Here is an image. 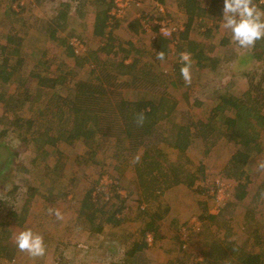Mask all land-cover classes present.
Returning a JSON list of instances; mask_svg holds the SVG:
<instances>
[{
	"label": "rangeland",
	"instance_id": "1",
	"mask_svg": "<svg viewBox=\"0 0 264 264\" xmlns=\"http://www.w3.org/2000/svg\"><path fill=\"white\" fill-rule=\"evenodd\" d=\"M45 1H42L41 6H34L39 9L38 16L44 15V18L45 16H56L59 12L56 6L59 5L53 6L52 2ZM202 1L208 5L212 0ZM214 1H216L217 11L222 13L223 0ZM6 4L8 6V0H0V43L8 32L12 34L16 32L23 39V42L19 51L14 50V44L9 45L6 50L13 65H18V59H22V62L18 72L11 81L3 86V90L8 96L13 94L17 84L30 88L36 98L26 102L24 107L19 110V114L33 118L38 124L44 123V125L50 126L51 133L58 134L57 128L64 127L57 120L58 111L62 108L67 114L69 89L80 76L86 75L89 67L84 66L82 68V66L76 65L74 59L68 56L66 47L59 42L48 39L44 31L38 30L37 34L28 36V32L24 30L21 24L25 19L35 15L30 14V10L34 7L25 6L26 9L24 8L23 13L15 15L11 10H8ZM255 4L264 9V0ZM71 5L73 8L72 19L60 29L58 34L60 39L66 37L68 39L71 36V31L77 30L78 27V21L75 20V12L78 10V6L74 2H71ZM143 13L150 14L152 17H167L174 24H180L184 28L186 26V14L177 5L176 0H165V2L139 0V5L128 6L123 15L135 14L136 16ZM220 13L197 18L191 24L190 38L203 46L205 55L215 57L217 61L213 62L207 59L201 60V62L194 61L190 68L192 74L190 84H185L178 71L171 72L174 62L179 60L172 43V51L165 61L158 63L154 59L150 60L155 65L154 72L156 71L155 67L160 68L163 72H171L172 82L167 91L171 92L172 97L177 101L180 113L191 118V120L205 118L215 104L216 95L223 92L225 88L230 86L231 92L239 95L247 89L246 80L237 72L232 74V71H236L233 56L237 52L246 50V48H240L233 43L231 34L222 27V14ZM141 36H144V41L147 40V45L149 44L148 48L141 50L143 56L152 57L153 48L150 34L142 33ZM32 72L50 77H61V82L55 88L57 95L49 99L53 92L52 89L42 88L38 90L37 79ZM64 78L66 80L62 83ZM128 89L127 96L137 97L143 92V87L134 85ZM4 100L0 101L2 109ZM39 109L40 114L37 112ZM6 113V116L11 119L12 110ZM226 114L224 119L215 120L214 125L217 129L207 141H203L199 137L194 138L187 152L191 164H187L186 167L194 170L200 164L204 169V173L198 175L194 185L189 187L183 183L177 184L162 193H158L155 195L156 197L142 196L138 191L136 163L132 162L136 155L128 157L123 154L121 156L113 155L111 142L101 140L98 146H95L96 154L91 160L86 157V146L77 138L72 141L59 140L56 146L51 149V155L46 161L39 159L32 162L31 158H33L34 153L31 150V143L27 146H21L19 148L21 153L20 164L28 170L12 172L14 174L13 182L20 186L15 197H10L6 201L0 197V202L4 203V205L0 203V242L6 245L14 244L16 247V234L22 229L31 228L34 232L43 235L47 249L44 257L34 259L29 257L27 253L20 252L16 247L12 259L0 256V264H109L107 261L102 263L97 258L91 257L93 250L99 254V258L107 257L103 246H97L96 243L88 247L87 242L82 241L77 246L78 250L76 248H72L71 251L66 249L65 254L63 251L53 248L62 241L61 238H64V228H66L68 221L67 223L63 222L70 217V214L74 217V214L79 213L82 218L78 217L82 222L84 218L88 219L90 209L108 210L118 204L123 205L124 218L131 217L125 221V229L139 235L141 228L148 222L149 215H153L158 206L168 205L171 207V213L168 212L165 219H160L157 222V238H154L155 241L151 246L146 245L150 264H205L203 254L210 243L213 239L218 240L223 237L226 241H221V243L225 246V243L228 242V250L235 248L258 252L262 248L255 245L254 240L249 235L250 230L244 223V213L248 207L256 210L254 219L251 221V227L256 228L261 233L264 252V195L259 201L256 200L259 185L264 181V169L259 168V165L264 163V145L261 152H251L250 154V161L246 166L247 195L242 201H237L235 191L238 180L227 178L222 172L226 161L235 151V145L225 137L227 125L229 122L231 123L233 114L229 111ZM179 119L175 117L176 121ZM189 120L186 118V121L183 122H189ZM10 138L11 142L19 143L17 136L12 135ZM262 139H264V131ZM1 152H4L2 148H0ZM166 152L169 154L170 160H176V152L170 148H166ZM138 155H141V151L138 152ZM56 160L60 161L58 163L62 167L60 175L69 183L70 192L67 196L70 197L48 194L41 189L27 201L26 199L29 198L27 188L29 186H41L39 178L42 176L48 178L49 169L47 166L52 167ZM218 179L227 189L221 193L225 196L224 201L217 203L213 193L215 181ZM45 183L44 187L48 185L46 179ZM91 188H94L92 194H95L90 202L92 206L89 205L91 207L87 208L90 209L87 212L82 211L81 214L79 208H81L83 199ZM97 190L99 191L96 193ZM141 207L145 208L142 209ZM49 208L65 212V219L61 217L63 221H60L55 215L49 214ZM210 208H216L220 212L219 218L214 223L207 219L200 220L197 217L204 215V211ZM13 211L16 214L15 217L11 214ZM172 216L177 220H171ZM191 219L196 220L195 223L197 222L199 225L198 230L191 227ZM225 224L229 226L227 231ZM81 226L82 224L79 227ZM216 227L219 228L218 231H216ZM46 228L47 231H45ZM50 231L54 232L52 239L57 242L56 244L53 240L50 243L46 242L45 232ZM107 238L108 236L103 235L98 237V241L104 242L109 240ZM120 240L122 241V238ZM71 255L74 256V260L70 259Z\"/></svg>",
	"mask_w": 264,
	"mask_h": 264
},
{
	"label": "trees",
	"instance_id": "2",
	"mask_svg": "<svg viewBox=\"0 0 264 264\" xmlns=\"http://www.w3.org/2000/svg\"><path fill=\"white\" fill-rule=\"evenodd\" d=\"M14 1L16 0H12V2ZM99 1L104 8L97 14L95 32L101 34L106 27L107 11L110 10L113 2ZM159 1L165 2V0ZM176 1L187 17L186 26L178 34L177 43L174 45L178 57L181 52L186 51L191 54V65L194 64V61L201 62L204 59L216 62L217 58L205 55L203 46L189 36L194 20L220 13L216 9V1L212 0L208 5L202 0ZM259 1L254 0V3ZM7 8L15 15L21 13L24 8L26 9L25 6H7ZM22 42L23 39L16 32L14 34L8 32L0 43V87L2 88L0 101L6 98L3 109L0 107V148L4 151L0 153V195H2L0 197H3L4 201L10 197H15L20 188L18 183L13 182L14 174L12 172L28 170L20 164L21 153L19 148L21 146H27L31 143V150L34 153L33 158H31L32 162L39 159L46 161L51 155V149L56 146L59 140L72 141L75 138L81 140L86 146V157H89L90 160L94 158L95 146H98L101 140L111 142V150L116 156L122 154L127 157L134 156L141 151L140 162L135 164V172L138 191L142 196L153 197L181 183L192 187L198 175L204 173V169L200 164L194 170L186 167L187 164H191L187 152L194 138L199 137L203 141H207L215 133L217 129L214 125L215 120L224 119L227 111L233 114V119L227 125L225 137L235 145V151L226 161L222 172L227 178L238 180L235 191L236 200L242 201L246 197V166L250 161V154L251 152H261L264 145V139H262L264 131V39L258 40L255 46L237 52L233 56L236 71H232V74L237 72L246 80L247 89L245 92L239 95L232 93L230 86L225 88L223 92L216 95L215 104L205 118L191 120V118L181 114L177 101L174 100L171 92L167 91L172 82L171 72L178 71L180 73L181 64L179 60L174 62L171 72H163L158 67H155L156 71L154 72V67L150 63L144 62L139 69L141 59L136 57L128 64L121 61L117 65V74L119 76L129 75L128 80L117 82L118 75L103 72H101L100 77H95V79L76 80L67 95V114L62 108L58 111L57 120L64 126L57 128L58 134H52L50 126L44 125V123L38 124L33 118L19 114V110L24 107L26 102L36 98L30 88L17 84L13 94L8 96L3 90V86L11 81L18 72L22 62V59H18V65H13L6 50L9 45L14 44V50L19 51ZM170 45L169 39L159 37L152 44V58L161 63L162 61L156 59V51L163 50L167 58ZM147 67L149 71H147ZM32 74L37 79L38 90L42 88L52 89L53 92L49 99L57 95L55 88L61 82V77H50L37 72H32ZM65 80L66 78L63 79L62 83ZM229 84L231 85L230 82ZM132 85L143 87V92L137 97L127 96L126 92H129L128 88ZM10 110H12L11 119L6 116V112ZM37 112L39 113L40 109ZM139 113L144 114L143 124L136 123V117ZM175 117L180 119L176 121ZM186 118L190 119L189 122H183L186 121ZM12 135L18 137V144L10 141ZM166 148L176 152V160L169 159ZM58 162L60 161L56 160L52 167L47 166L49 169L48 178L45 176L39 178L41 186H29L27 188L29 197L26 199L27 201L41 189L48 194L67 196L70 192L69 183L60 175L62 167ZM45 179L48 181L46 187H44ZM93 189L91 188L84 198L86 207L92 206L90 202L94 196L92 194ZM263 194L264 181L256 193V200L259 201ZM105 203L107 204V202ZM2 204L4 205V203ZM122 210H124L123 205L118 204L111 209H101L100 211L105 214L106 221L119 225V218L116 217V213ZM255 211V208H246L244 223L246 227L248 226L249 235L254 240L255 245L263 249L261 233L256 228L251 227ZM168 212V205L158 206L153 215H149V221L141 228L142 235H137L139 241L133 242V246L127 254L124 252L125 259L122 258L119 262L111 261V264H137L136 255L139 252L141 255L143 247H146L145 232L152 231L156 239L157 222L160 219H165ZM11 214L16 216L14 211ZM197 217L200 220L207 219L214 223L219 215L207 214L206 209L204 215ZM224 226L227 231L229 226L226 224ZM216 228L218 231L219 228ZM121 238L118 236L121 243L117 245V250L122 248ZM221 239H213L204 252L203 262L205 264H264L262 249H259L258 252L235 248L228 250V242L224 246L221 241H226V239L224 237ZM15 251L14 244L6 245L0 242V256L12 259ZM102 259H106V257H102Z\"/></svg>",
	"mask_w": 264,
	"mask_h": 264
},
{
	"label": "crops",
	"instance_id": "3",
	"mask_svg": "<svg viewBox=\"0 0 264 264\" xmlns=\"http://www.w3.org/2000/svg\"><path fill=\"white\" fill-rule=\"evenodd\" d=\"M42 1L46 2L45 0H32L28 1L25 4H17V6H41V4L43 3ZM137 1L139 0H131L129 6L136 5L135 3ZM48 2H52L53 6L59 5L56 6L59 9V12H57L56 16H45V18L44 15H42V17L38 16L39 9L37 7H34L30 10V14L35 15L25 19V21L22 22L21 25L23 26L24 30L28 32V36L37 34L36 32L38 30L44 31L48 39L59 42L66 47L68 56L74 59L76 65L82 66V68H84V66H88L89 70L87 71L86 75L83 77L80 76L78 80H86L87 78L95 79V77H100L101 72L105 74L109 73L110 75H118L116 79L117 82L128 80L130 78L129 75L119 76V74H117V65L121 61H123L124 64H128L132 61L133 58L136 57L141 59V65L139 66V69L143 66L142 64L144 62L148 64L150 63L153 67L155 66L150 61L151 59L153 60L152 57L147 58V56L144 57L142 54L141 50L143 48H148L149 44L147 45V40L144 41V36H141V34L144 32L141 29V20L137 15L135 16V14H126V16L123 15L122 17L111 16V11L113 9L112 4L110 10L107 11L108 17L105 21L106 27L101 34H98L95 32L97 14L100 13V11L104 8V6L100 5L99 0H48ZM71 2L76 3L78 6V10L75 12V20L78 21V27L77 30H70L71 36L69 38L75 37L79 38L82 41L84 50L80 54L75 53L74 48L68 44L69 38L67 39L66 37L60 39L58 36L60 29L65 27L68 24L69 20L72 19L73 8ZM107 2H113V0H107ZM14 3L12 2V0H8V6H14ZM5 6H7V4ZM41 12L43 13L42 10ZM87 17L88 20H86ZM109 22L112 23L110 24ZM151 43L153 44V42ZM171 47L172 45H170L168 56L172 51ZM147 71H149L148 67ZM260 186L261 184L259 185V187ZM69 197L70 196H67V198ZM84 202L83 204H81V208H79V212L81 214L82 211L87 212L90 209L86 207L87 204L86 202L84 204ZM168 207L170 214L171 207ZM98 209L99 208H97V210L96 208L95 210L90 209L88 219L84 218L86 220L83 219L82 222H80V217L82 218V216L79 213L74 214V217L70 214V217L63 222L67 223L68 221V224H66V228H64V238H61L62 241L59 243L54 241L52 239L54 236V232L50 231L45 232L46 242L50 243L53 240L54 244L57 243L55 245V248L53 249L61 250L64 252V254L66 249H70L71 251L72 248H76L78 250L77 246L79 245V243H82V241H86L88 247L89 245L92 246V244L96 243L97 246H103L102 248H104V250L106 251L105 254H107V257L104 256L106 257V259H101L98 257L99 254H97L95 250H93L94 252L91 253L92 258H97V260L101 261L102 263L107 261L109 264H111V261L119 262L122 258L125 259L126 255L124 254V252H126L127 254V252L131 250L133 242L139 241V237L137 236L139 234H133V232H131L129 228V231H127L124 227L127 218L131 219V217L127 216V218H124V210L116 213V217L119 218V225H117L112 222L110 223L106 221L104 217L105 214H103V212ZM60 213L62 215V219H65V212ZM207 214L220 215V212H218L216 208H210L207 209ZM136 217L139 216L136 215ZM59 220L63 221L61 220V218ZM171 220L177 219L172 216ZM80 224H82L81 227H79ZM45 231H47V228ZM103 235L108 236L107 239L109 240L99 242L98 237H102ZM141 235L142 233H140V236ZM118 236L122 237V248H118L117 250V245L121 243L118 239ZM146 251V247H143L141 255L140 252L139 254L135 253L137 254V264H150V256ZM86 256L88 255L86 254ZM73 257L74 256L71 255L70 259L74 260Z\"/></svg>",
	"mask_w": 264,
	"mask_h": 264
},
{
	"label": "clouds",
	"instance_id": "4",
	"mask_svg": "<svg viewBox=\"0 0 264 264\" xmlns=\"http://www.w3.org/2000/svg\"><path fill=\"white\" fill-rule=\"evenodd\" d=\"M222 27L231 34V40L240 48H251L258 40L264 39V9L259 8L254 0H223ZM156 59L165 61L163 50L156 51ZM181 64L180 74L185 84L192 81L191 54L181 52L179 54ZM144 114L139 113L136 117L137 124H143ZM132 162L139 163L140 156L133 157ZM264 169V163L259 165ZM49 214L61 218L58 209L49 208ZM15 244L20 252L27 253L31 258H41L46 254V245L42 234L34 232L31 228L19 231L15 236Z\"/></svg>",
	"mask_w": 264,
	"mask_h": 264
},
{
	"label": "built area",
	"instance_id": "5",
	"mask_svg": "<svg viewBox=\"0 0 264 264\" xmlns=\"http://www.w3.org/2000/svg\"><path fill=\"white\" fill-rule=\"evenodd\" d=\"M28 1L32 0H17V3L15 1V5L17 4H25ZM131 0H113V9L111 11V16L115 17H122L125 10L129 6ZM136 5H139V1L135 3ZM138 18L141 20V29L144 33L150 34V41L154 42L156 41L159 37H163L166 39H169L173 45L177 43V36L178 34L184 30V26L174 24L169 18H164V17H152L150 14H138ZM110 24L112 22H109ZM68 44L71 45L74 48L75 53L80 54L84 50V45L82 41L79 38H69ZM224 184L220 183V180L215 181V189H214V197L218 202H223L224 200V195L221 194L227 187H223ZM99 190L96 191V193ZM95 196V194H94ZM219 205V204H218ZM218 207V206H217ZM195 219H191V227L193 229L198 230L199 225L197 222L195 223ZM195 227V228H194ZM184 231V228H183ZM185 232V231H184ZM186 234V233H185ZM145 241L146 245L151 246L154 242V233L152 231H147L145 232Z\"/></svg>",
	"mask_w": 264,
	"mask_h": 264
}]
</instances>
